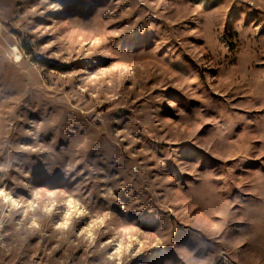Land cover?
<instances>
[{
  "label": "rangeland",
  "instance_id": "obj_1",
  "mask_svg": "<svg viewBox=\"0 0 264 264\" xmlns=\"http://www.w3.org/2000/svg\"><path fill=\"white\" fill-rule=\"evenodd\" d=\"M0 264H264V0H0Z\"/></svg>",
  "mask_w": 264,
  "mask_h": 264
},
{
  "label": "trees",
  "instance_id": "obj_2",
  "mask_svg": "<svg viewBox=\"0 0 264 264\" xmlns=\"http://www.w3.org/2000/svg\"><path fill=\"white\" fill-rule=\"evenodd\" d=\"M193 1H196V2H198V3H205V4H207V5H213L214 4V2L216 1V0H193ZM52 65V64H51ZM52 67L53 68H55V67H61V66H58V65H56V64H53L52 65ZM64 67H66V66H63V68ZM62 68V69H63Z\"/></svg>",
  "mask_w": 264,
  "mask_h": 264
}]
</instances>
